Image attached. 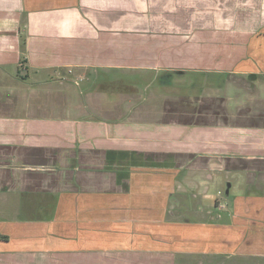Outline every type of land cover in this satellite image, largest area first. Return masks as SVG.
<instances>
[{
  "label": "crops",
  "instance_id": "obj_1",
  "mask_svg": "<svg viewBox=\"0 0 264 264\" xmlns=\"http://www.w3.org/2000/svg\"><path fill=\"white\" fill-rule=\"evenodd\" d=\"M0 264H264V0H0Z\"/></svg>",
  "mask_w": 264,
  "mask_h": 264
},
{
  "label": "rangeland",
  "instance_id": "obj_2",
  "mask_svg": "<svg viewBox=\"0 0 264 264\" xmlns=\"http://www.w3.org/2000/svg\"><path fill=\"white\" fill-rule=\"evenodd\" d=\"M100 81L102 82V80H100ZM186 81H187L188 83H189V82H190V83H194V82H195V79H192V77H188V78L186 79ZM127 83H129V85L131 84L130 82H127ZM132 83H133V82H132ZM84 84H85V82L81 83L80 86L82 87V86H84ZM134 84H135V83H134ZM141 84H142V83L135 84V85H140V86H139V89L142 91V90H144V88H143V86H142ZM153 85L156 87V91H157V89L160 88V87H159V83H158V81L155 82ZM189 88H191V86H190ZM189 88L186 89V92H185V93L189 92ZM197 89H198V91L201 90L200 87H198ZM198 91H197V90H194L195 94L198 93ZM184 95H185V94H184Z\"/></svg>",
  "mask_w": 264,
  "mask_h": 264
},
{
  "label": "trees",
  "instance_id": "obj_3",
  "mask_svg": "<svg viewBox=\"0 0 264 264\" xmlns=\"http://www.w3.org/2000/svg\"><path fill=\"white\" fill-rule=\"evenodd\" d=\"M202 75H205V76H208V78H210L211 74H202ZM221 80L220 82L216 85V87H221L222 86V83H223V80H222V77H220Z\"/></svg>",
  "mask_w": 264,
  "mask_h": 264
},
{
  "label": "water",
  "instance_id": "obj_4",
  "mask_svg": "<svg viewBox=\"0 0 264 264\" xmlns=\"http://www.w3.org/2000/svg\"><path fill=\"white\" fill-rule=\"evenodd\" d=\"M226 194H227V192H226Z\"/></svg>",
  "mask_w": 264,
  "mask_h": 264
}]
</instances>
